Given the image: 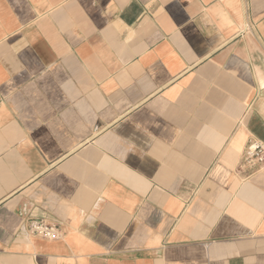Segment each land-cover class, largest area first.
Returning <instances> with one entry per match:
<instances>
[{"label": "crops", "instance_id": "0c3cea01", "mask_svg": "<svg viewBox=\"0 0 264 264\" xmlns=\"http://www.w3.org/2000/svg\"><path fill=\"white\" fill-rule=\"evenodd\" d=\"M249 141L264 0H0V264H264Z\"/></svg>", "mask_w": 264, "mask_h": 264}, {"label": "built area", "instance_id": "2783aa9c", "mask_svg": "<svg viewBox=\"0 0 264 264\" xmlns=\"http://www.w3.org/2000/svg\"><path fill=\"white\" fill-rule=\"evenodd\" d=\"M264 171V145L256 141H249L236 167L240 176L247 178ZM30 235L36 238L58 241L64 238L63 228L44 219H29L25 222Z\"/></svg>", "mask_w": 264, "mask_h": 264}]
</instances>
